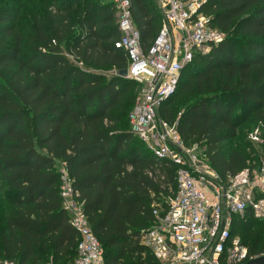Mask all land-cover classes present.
I'll return each instance as SVG.
<instances>
[{
  "label": "trees",
  "instance_id": "16d2710c",
  "mask_svg": "<svg viewBox=\"0 0 264 264\" xmlns=\"http://www.w3.org/2000/svg\"><path fill=\"white\" fill-rule=\"evenodd\" d=\"M128 1L147 51L162 15L155 0ZM200 12L225 39L194 56L160 114L225 177L264 159V146L247 141L264 124V0H209ZM120 36L111 0H0V264H75L61 168L104 264H158L141 235L153 202L174 189L175 167L131 132L137 86L118 75ZM230 232L264 254V221L246 212Z\"/></svg>",
  "mask_w": 264,
  "mask_h": 264
},
{
  "label": "built area",
  "instance_id": "2783aa9c",
  "mask_svg": "<svg viewBox=\"0 0 264 264\" xmlns=\"http://www.w3.org/2000/svg\"><path fill=\"white\" fill-rule=\"evenodd\" d=\"M115 5L121 36L115 47L127 57L126 78L136 86L129 114L131 132L158 160L175 167L174 189L152 204V225L141 244L158 264H245L264 256L251 254L239 236L231 235L232 218L246 212L264 221V159L251 161L236 174L220 176L206 155L188 146L160 114L162 103L175 91L182 70L196 54H207L225 39L200 12L209 0H155L161 17L159 35L145 51L132 22L128 0ZM247 141L264 146V124L247 134ZM63 210L79 241L75 264H104L103 251L83 211V201L65 168L59 171ZM1 264H17L4 261Z\"/></svg>",
  "mask_w": 264,
  "mask_h": 264
},
{
  "label": "water",
  "instance_id": "95a60500",
  "mask_svg": "<svg viewBox=\"0 0 264 264\" xmlns=\"http://www.w3.org/2000/svg\"><path fill=\"white\" fill-rule=\"evenodd\" d=\"M127 71L122 70L118 72V75L122 78H126ZM245 264H264V256L258 257L254 260L248 261Z\"/></svg>",
  "mask_w": 264,
  "mask_h": 264
},
{
  "label": "rangeland",
  "instance_id": "374dc122",
  "mask_svg": "<svg viewBox=\"0 0 264 264\" xmlns=\"http://www.w3.org/2000/svg\"><path fill=\"white\" fill-rule=\"evenodd\" d=\"M105 1H109V0H105ZM25 14H26V11L24 12V15H22V16L25 17ZM112 74H114V73L109 71L106 75H112ZM242 134H243V132H242ZM240 135L241 134H239V138H240ZM230 144H231L232 148H236L239 145V143H237V141H234V142H232Z\"/></svg>",
  "mask_w": 264,
  "mask_h": 264
}]
</instances>
